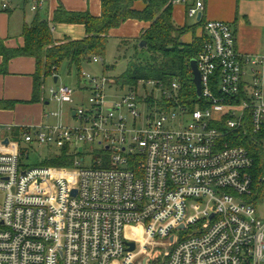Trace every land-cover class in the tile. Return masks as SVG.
Here are the masks:
<instances>
[{"label":"built area","instance_id":"1","mask_svg":"<svg viewBox=\"0 0 264 264\" xmlns=\"http://www.w3.org/2000/svg\"><path fill=\"white\" fill-rule=\"evenodd\" d=\"M203 1L170 3L197 21ZM203 32L192 110L180 103L178 83L120 85L125 93L108 102L115 82L83 73L85 103L73 86L48 91L51 101L74 104L73 126L0 125V264H264V168L256 183L252 156L235 144L262 134L264 149V57L238 53L223 21L205 22ZM22 143L68 149L73 166H27Z\"/></svg>","mask_w":264,"mask_h":264},{"label":"trees","instance_id":"2","mask_svg":"<svg viewBox=\"0 0 264 264\" xmlns=\"http://www.w3.org/2000/svg\"><path fill=\"white\" fill-rule=\"evenodd\" d=\"M136 2H142L145 9L138 11L133 8ZM101 14L94 17L89 11L68 12L59 6L54 15L53 23L79 24L85 27L86 36L82 41L58 43L54 40L51 28L42 16L37 15L31 24L25 27L23 39L25 44L17 50L5 51L6 57H31L35 60L33 81V101L37 102L45 80L56 76L61 64L67 63L69 69L77 70V89H80L82 66L92 62L93 57L104 58L110 30L120 27L125 22L137 20L149 22L151 25L134 41V54L131 56L127 71L117 77L116 84L123 87L137 85V81H154L160 86L179 85V101L182 105L193 109L197 103L196 88L192 82L190 62L202 52L206 36L193 35L191 43H185V35L194 33L205 24L203 19L193 26H178L173 20V7L170 0H101ZM122 41L119 47H125ZM146 42V49L139 50L138 44ZM124 43V44H123ZM144 54L145 57H141ZM109 68L105 67L107 71ZM21 134L22 130H16ZM263 135L250 133L239 140L236 145L244 146L252 156L254 179L258 183L264 168V149L260 139ZM21 159H28V149L20 146ZM38 167L70 168L73 166L68 149L58 151L51 159Z\"/></svg>","mask_w":264,"mask_h":264},{"label":"crops","instance_id":"3","mask_svg":"<svg viewBox=\"0 0 264 264\" xmlns=\"http://www.w3.org/2000/svg\"><path fill=\"white\" fill-rule=\"evenodd\" d=\"M34 0H0V125L4 127L35 128L43 125L64 124L73 126L76 124L74 104H60L50 100L46 94V80L42 85L41 94L37 102L33 99V81L35 60L31 57L12 56L6 57L5 51L17 50L24 46L23 33L25 27L32 23L39 15L46 20L51 28L54 40L58 43L82 41L85 36V27L79 24L53 23V15L61 6L68 12L89 11L94 17L101 14V0H45L37 12L30 7ZM205 10L201 17L203 21H223L227 23L236 37V50L244 56L264 57V0H204ZM6 8H3V5ZM142 2H136L133 6L138 11L145 8ZM173 7V20L178 26H193L197 24L194 19L186 16V7L175 5ZM194 21L191 24L189 21ZM151 23L130 19L120 27L109 31L107 38L117 40L121 49L133 47L134 41L140 39L141 34L149 28ZM202 27L194 31L195 36L202 35ZM193 35H185L183 41L191 43ZM123 43V44H124ZM102 58H98L99 62ZM108 67V66H106ZM105 68V66H104ZM110 68V67H108ZM87 69V63L82 70ZM263 80L264 93V68H259ZM105 73V72H104ZM106 74V73H105ZM58 75L50 77L52 87L59 86L54 83ZM250 76L246 80L249 82ZM58 81V80H57ZM57 83V82H56ZM116 83V81H115ZM61 85V84H60ZM70 86V85H69ZM72 87V86H71ZM75 100L80 103L86 99L81 91L77 90ZM56 104L55 108L52 104ZM55 114L50 116L49 114Z\"/></svg>","mask_w":264,"mask_h":264},{"label":"rangeland","instance_id":"4","mask_svg":"<svg viewBox=\"0 0 264 264\" xmlns=\"http://www.w3.org/2000/svg\"><path fill=\"white\" fill-rule=\"evenodd\" d=\"M191 24H194V21H189ZM193 33L190 32L189 36H191ZM134 48L131 46L129 49H121L119 47L118 41L115 39H109L105 57L102 58V61L98 64H94L93 62L87 63V69L82 70V73H89L95 76H101L102 73H106L114 82L116 81L117 77H120L127 71V67L130 63L131 56L134 54ZM141 57H145L144 54H141ZM104 66L110 67L107 71L105 70ZM58 81L56 85L65 84L70 85L73 87H76L77 85V70H74V68H71V70L68 67L67 63H63L58 68ZM52 85V81L50 79L46 80L45 86H46V94H48V91ZM139 96L143 97L145 95L143 85L139 87ZM146 90L148 94L154 93V98L157 100H160V94L158 93L157 89L152 86L148 85L146 87ZM126 89L121 90L119 84H113L108 87L106 91V99H108V102L116 100L118 96H121L125 93ZM52 106L55 108L56 104H52ZM143 115L148 116V113L145 112V108H143ZM22 147H26L28 149V159L21 160L23 164L29 166H36L43 164L46 160L51 159L54 155L58 154V149L54 146H38L33 145L27 146L24 143L21 144ZM91 149V154L95 156L100 155V151L98 150L99 147L97 144H88L87 149ZM91 156V155H90ZM84 156V162L83 165L85 167H89L92 162V156ZM94 157V156H93ZM259 212L262 215V207L259 208ZM165 252V251H164ZM161 255V251L157 250L154 254V258H157Z\"/></svg>","mask_w":264,"mask_h":264},{"label":"water","instance_id":"5","mask_svg":"<svg viewBox=\"0 0 264 264\" xmlns=\"http://www.w3.org/2000/svg\"><path fill=\"white\" fill-rule=\"evenodd\" d=\"M201 15H199L198 17H197V21H200V19H201ZM138 48H139V50H144V49H146V42H140L139 44H138ZM190 67H191V71H192V75H193V78H192V82H194V84H195V88H196V96H198V97H201L200 95H201V77H200V72H199V70H198V66H197V61H196V59H192L191 60V62H190ZM57 80H58V78L56 77L55 79H54V83L56 84V82H57ZM8 142V140H5V144ZM74 194H75V192H74ZM134 246L132 245V244H129V249H130V251H133L134 249Z\"/></svg>","mask_w":264,"mask_h":264}]
</instances>
